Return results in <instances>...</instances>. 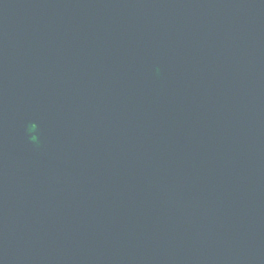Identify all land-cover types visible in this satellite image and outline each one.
Wrapping results in <instances>:
<instances>
[{
    "label": "water",
    "instance_id": "1",
    "mask_svg": "<svg viewBox=\"0 0 264 264\" xmlns=\"http://www.w3.org/2000/svg\"><path fill=\"white\" fill-rule=\"evenodd\" d=\"M0 264H264V0H0Z\"/></svg>",
    "mask_w": 264,
    "mask_h": 264
}]
</instances>
